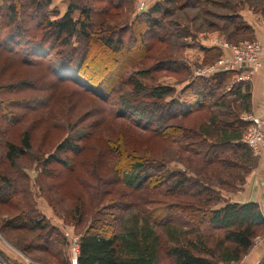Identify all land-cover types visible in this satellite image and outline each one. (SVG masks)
I'll use <instances>...</instances> for the list:
<instances>
[{
  "label": "trees",
  "instance_id": "obj_1",
  "mask_svg": "<svg viewBox=\"0 0 264 264\" xmlns=\"http://www.w3.org/2000/svg\"><path fill=\"white\" fill-rule=\"evenodd\" d=\"M137 2L68 0L60 14L50 8L51 0H0V54L12 55L14 64L21 66L43 61L60 80L70 79L76 91L93 97L88 113L77 112L72 132L41 162L47 176L52 173L45 165L57 160L88 191L93 184L101 187L97 192L101 207L92 214L87 211L90 216L83 217L84 209L93 207L94 198L89 195L87 203L81 199L76 204L77 222L89 219L78 238L77 264L238 262L264 228L256 202L218 204L221 191L242 183L256 164L252 150L241 141L248 125L241 118L249 109V94L241 88L246 81H235L233 71L188 78L187 67L174 54L206 30L219 31L231 43L251 39L254 30L241 12L247 7L264 18V0H156L134 14ZM20 11L23 16L18 18ZM157 47L169 56L155 60ZM216 52V47L203 49L209 55ZM122 56H128L132 65H143L123 78L114 72ZM159 70L178 75L176 93L171 85L148 86L138 78ZM20 81L0 86V119L6 117L9 124H18L25 114L17 111L28 107L30 100L35 103V97L10 98L21 86L27 87L25 79ZM4 92L9 94L3 98ZM91 113L97 115L94 121ZM106 117L127 120L120 125L148 132L197 159L179 156L183 168L171 170L164 155L146 157L124 144L118 133L101 148L91 144L94 159L106 166L105 171L91 173L95 160L84 151L92 129ZM188 119L192 123H186ZM31 148V134L23 130L18 143L9 138L3 142L0 157L12 167ZM65 151L74 155L58 158ZM81 166L88 167L92 182L81 180L77 172ZM105 172L108 176L103 178ZM11 187L12 180L0 170V204L16 210L0 221L1 235L39 264H46L45 258L33 252L57 258V230L13 203Z\"/></svg>",
  "mask_w": 264,
  "mask_h": 264
},
{
  "label": "rangeland",
  "instance_id": "obj_2",
  "mask_svg": "<svg viewBox=\"0 0 264 264\" xmlns=\"http://www.w3.org/2000/svg\"><path fill=\"white\" fill-rule=\"evenodd\" d=\"M67 1L68 0H51L50 8H54L56 10L58 9V12L61 14L66 8ZM136 7L137 3L134 5V14L141 12L138 11ZM18 14L20 16H18V18L23 16L21 11ZM96 21L97 15L93 16V25H95ZM16 23L20 24L19 22ZM16 23H14V25ZM192 35L194 36V33ZM196 36L197 37L192 45H185L174 54L177 60L183 62V64L187 67L188 78L193 79L211 75L199 76L196 72L215 64V62H217L220 58H230L228 50L222 48L219 45L220 42L240 44L247 41L242 40L237 43H231L224 37L223 34L214 30L199 32ZM190 39L192 38H189L188 41H191ZM212 44H214L217 48V52L215 54L209 55L202 52L206 45ZM158 48L159 47L153 51L155 60L163 59L166 56H169V54H165L164 52L160 53L161 49ZM11 56L7 54H0V86L18 83L21 82L20 80L25 79L28 82L27 87L25 85L21 86L22 88L20 90H16L14 93H11L12 95H10V98L13 100L19 99L20 101H25L29 97H35V103L32 105V100H30L31 103L28 107L25 106L23 111H17L20 114L21 112L25 114L18 124H9L6 117L4 119L3 117L0 119V146L7 138L18 143L20 132L28 130L31 134L32 148L25 154L20 155L16 160V164L12 167H10L8 162L3 161L0 157V170L5 176L12 180L11 189L15 193L12 197L13 203L22 206L30 214H38L40 218H43L49 224L53 225L57 230V258H53L44 253L33 252V254L35 256L45 258L46 264H70L68 258L72 238L74 237L78 240L80 232L89 221V219L86 218L101 207V205L97 203L99 201L97 192L100 191L101 187L99 185L100 188H98L96 184L92 183L93 188L88 191L77 177L71 176L63 170L64 167H62L57 160L47 162L45 165V170L52 173L47 176L46 173H42L44 169L41 162L43 159H46L50 153L55 152V146L58 142L72 132V124L74 125L73 121L76 119L77 115L86 110V113H88L90 104H94L93 97L85 96L76 91L73 84L68 82L70 79L65 81L60 80L59 78H61V76L59 73L56 72L52 66H50V69L48 70L44 64L45 62L43 61L36 60L33 63L21 66L15 65ZM150 61H154V59L149 60V62L147 61V64H150ZM137 66L141 67L138 64L132 65L130 63V58L128 60V56H122L118 59L114 72L119 73L120 76L126 78L135 72V68ZM177 77L178 75H172L164 70L153 71L151 74L146 76H138L141 82L148 86L156 84L171 85L174 89H176L174 93H176L180 87V83H177ZM54 78L57 79L56 85L51 84V82H54ZM4 93L5 94L2 93L1 95L3 98L9 94L6 92ZM45 104L47 107L45 109H41V107ZM4 112L2 111V113ZM8 117L11 118L10 115ZM90 118L91 121H94L97 118V115L94 116L91 113ZM110 118L111 117H106L98 126L95 125L92 129L93 137L88 143V148L84 151V156L95 160L94 164H96V166H94V169L91 170V173H94L95 170L105 171L106 166L104 161L101 159L98 162L97 159H94L95 154L90 150V146L95 145L98 147L100 146L101 148L106 139H113L119 134L122 135L120 140L124 144H128L129 146L140 150L146 154V157L153 158L164 155L163 157L167 158L166 164L171 170H179L183 168L184 161L181 162L179 156L184 160L187 158L188 153L181 151L178 146L160 141L158 138L151 136L148 132H140V130L134 129L132 126L129 128L127 126L120 125L119 122H127V120H110ZM190 120L191 119H188L185 122L192 123ZM73 155L74 154L69 151L57 154L58 158L62 159ZM188 155L191 156L190 158L193 160L197 159V157L193 155ZM252 156L254 157L256 164L249 173H251V171H253V169L257 166L258 159L260 157V155H255L253 152ZM81 159L83 160V158ZM77 172L80 174L81 180L84 178L85 181L87 179L91 181L90 170L87 166L78 167ZM189 173H192V171H189ZM247 175L245 176L244 181L237 184L235 188L221 191L223 199L218 203L219 205L224 202H232V195L243 190ZM107 176L108 174L103 175L102 177L106 178ZM89 195L91 199L94 198V200L97 201L96 203L94 201L93 207L89 206L84 209L86 215L83 217L86 218L82 221V223H79L77 222L79 213L76 212L77 201L83 199L85 203H87V200L89 201ZM96 205H98V207H95ZM94 207L96 209H94ZM0 209L4 210L3 212H0V221L6 219L8 217V213L15 215L14 211L16 210L10 208V206L0 204ZM87 211H91V213L87 215ZM24 233L25 232H21L18 234L24 236ZM0 236L2 238L0 239L1 243L5 244L3 242L5 241L9 245L13 246L8 242L7 238L5 239L4 236L1 235V233ZM20 239L21 238L17 236L15 240L16 242H19ZM257 244H264V228L261 229L258 232V235L253 238L250 250L247 254L243 255L238 262L246 264L245 259L248 258V254L252 247ZM21 254L25 257V259L31 260L34 264H39L38 262L28 258L23 253ZM256 264H264V256L261 257Z\"/></svg>",
  "mask_w": 264,
  "mask_h": 264
},
{
  "label": "crops",
  "instance_id": "obj_3",
  "mask_svg": "<svg viewBox=\"0 0 264 264\" xmlns=\"http://www.w3.org/2000/svg\"><path fill=\"white\" fill-rule=\"evenodd\" d=\"M146 6H152L156 0H143ZM243 18L252 26L254 34L252 39L264 40V18L253 13L247 7L241 12ZM215 47L214 44L205 48ZM203 52V50H202ZM242 90L249 94V109L245 114L259 115L264 104V55L261 57V65L256 67L249 80L243 83ZM242 191L232 195V202H256L264 216V152L258 159L257 166L249 173ZM0 242V264H26L16 248ZM245 259L246 264H256L264 256V244L253 246Z\"/></svg>",
  "mask_w": 264,
  "mask_h": 264
},
{
  "label": "built area",
  "instance_id": "obj_4",
  "mask_svg": "<svg viewBox=\"0 0 264 264\" xmlns=\"http://www.w3.org/2000/svg\"><path fill=\"white\" fill-rule=\"evenodd\" d=\"M136 8L138 11H143L146 9V3L143 0H138ZM219 45L228 50L230 58H220L215 64L198 70L197 75L205 76L218 71H233L237 73L235 81H247L253 70L261 65V57L264 55V40L251 39L240 44L220 42ZM261 110L259 115L245 114L241 117L242 120L248 122L241 141L255 155H261L264 152V104ZM0 239H2L1 236ZM78 250V240L73 237L69 247L70 264H77ZM21 256L23 255L21 254ZM23 258L25 259L24 256ZM25 261L26 264H34L29 259H25Z\"/></svg>",
  "mask_w": 264,
  "mask_h": 264
}]
</instances>
